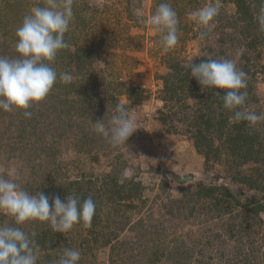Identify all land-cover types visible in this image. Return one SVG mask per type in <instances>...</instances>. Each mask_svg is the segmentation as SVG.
<instances>
[{"label": "rangeland", "instance_id": "obj_1", "mask_svg": "<svg viewBox=\"0 0 264 264\" xmlns=\"http://www.w3.org/2000/svg\"><path fill=\"white\" fill-rule=\"evenodd\" d=\"M165 2L179 21L178 43L167 52L162 33L147 22ZM236 2L73 0L64 37L70 47L50 63L58 74L72 76L68 89H61L69 100L46 98L43 114L34 118L21 109H0V176L11 174L29 193L47 195L50 204L57 196L62 201L76 196L80 188L97 206L90 227L78 223L56 236L54 247L45 243L36 249L38 264H56L64 247L81 253L79 264H264V210L256 214L257 206L264 209V122L245 125L254 153L252 161H244L229 142L230 133L237 134L231 128L236 120L217 95L221 89L197 82L196 91L191 73L185 82L187 70L176 76L171 68L176 62L233 60L247 74L241 89L247 93L245 108L264 113V28L258 23L264 0H245L246 13ZM45 4L0 0V56H18L16 29L31 8ZM208 4H217L219 14L205 27L192 13ZM168 75L178 89L166 103ZM127 86L145 89V100L130 101L123 95ZM86 96L91 107L81 116L77 108L82 105L72 101ZM111 97L126 105L139 128L119 147L93 128L114 114ZM200 111L205 120L212 119L203 153L194 141ZM226 117L230 123L217 132L218 121ZM68 187L74 190L67 193ZM3 225L37 238L50 231L49 238L54 236L47 222L16 225L0 212Z\"/></svg>", "mask_w": 264, "mask_h": 264}, {"label": "clouds", "instance_id": "obj_2", "mask_svg": "<svg viewBox=\"0 0 264 264\" xmlns=\"http://www.w3.org/2000/svg\"><path fill=\"white\" fill-rule=\"evenodd\" d=\"M219 14L217 4H208L192 13L193 18L205 27ZM73 18V0H46L44 6H34L25 15L16 29L15 45L18 56H0V109L12 112L24 110L26 118L33 103L47 98L59 79L62 83L72 82L68 73H57L50 66L60 50L68 49L65 41ZM161 35L164 52L174 48L179 40L177 12L169 3H160L147 21ZM258 23L264 28V8L258 14ZM191 76L203 87L223 89L221 96L225 109L234 111V119L246 121L251 126L264 122V113L257 114L245 108L247 74L239 70L233 60L209 59L191 64ZM97 135L105 138L113 147L126 144L139 129L137 121L123 103H117L114 114L93 123ZM96 203L91 197L81 200L68 195L65 200L58 196L50 198L43 192L29 193L23 189L14 176H0V212L13 218L16 225L30 221L47 222L57 233H67L78 223L90 227L96 212ZM31 235L22 228L0 226V264H38V247ZM81 253L64 247L56 264H79Z\"/></svg>", "mask_w": 264, "mask_h": 264}, {"label": "trees", "instance_id": "obj_3", "mask_svg": "<svg viewBox=\"0 0 264 264\" xmlns=\"http://www.w3.org/2000/svg\"><path fill=\"white\" fill-rule=\"evenodd\" d=\"M232 2H236L237 3V6H238L239 10H241V13H246V11H245V0H235V1L232 0ZM171 68L173 69V71L176 74V76L182 75L183 71L187 70L183 74L182 80L185 81V82L189 81L188 77H189V75L191 73L190 66H181V63L176 62L175 64H172ZM170 78L171 77L168 75L167 77L165 76L164 79H163L164 80V91H163V95L164 96L162 98V101L166 102V103L174 98L175 94L177 93V89H178L176 87L177 85L175 86L174 83L170 82L171 81ZM192 83H193V87H194L197 84V81L193 80ZM59 84H60L59 80H57V82L54 84V87L51 90V92L49 93V95L47 96V98L57 99L58 103H59V101H63L65 103L64 99L67 98L69 100V98L67 97V93L65 94L64 92H61L62 91L61 89H64V88L68 89V87L62 82H61V86ZM64 86H66V87H64ZM88 87L89 86H85V88H88ZM180 87L183 88V85L180 86ZM195 88H196V91H198L196 86H195ZM220 91H221L220 94L223 95L224 94V90L221 89ZM88 92H89V90H88ZM90 93H93V91L92 92L90 91ZM144 94H146V91L143 88H134V87L127 86L126 91H125V93L123 95H127V98L130 101H138V102H140V101H144L145 100L146 96ZM89 96H90V94H89ZM197 97L200 98V95H197ZM67 99H66V101H67ZM85 99L73 100L72 101L74 104L82 105L79 109L77 108V111H78V113L81 116H84L86 114V112H87V111L85 112V110H88L91 107V103L89 104V101H91V98L86 96ZM117 99L119 100V98H117V97H111L110 98V100H111V108H113L115 106V104L121 103L120 101L118 102ZM220 99H221V102H223L222 98H220ZM68 103H70V102H68ZM210 108L211 107H209V109ZM31 111L30 112L32 113V118L36 117L35 116L36 113L43 114L42 102H40L39 104L34 105L31 108ZM205 117H207V116L203 115L201 113V111H200V114L195 117V121H194L195 122L194 123V127L196 129L195 130V135H194V141H195V145H196L197 150H199L201 153H203L202 151H204L203 148L205 149L206 147L209 146V144H208L209 139L207 137V134L205 133V129H206V131H211V128H212V124H211L212 119L211 118H207L205 120ZM233 118H234V114H233ZM225 123H230L228 117L218 121L217 124H218L219 128H217V132H219V131H221L223 129V127L225 126ZM246 124H247L246 121L232 122L231 128H235L236 131H237V134L233 135V133H230L229 142L233 145L232 146L234 148L233 152L235 154L237 153L238 156L242 155L243 157H245L244 161H252L251 160L252 159L251 156L254 153V149H253L254 144H253L252 140H250L248 133L245 132V125ZM243 130H244V133H243ZM208 155H209L208 153L205 154L206 160H208ZM73 185H76L77 187H80L81 183H75ZM134 186H141V184H134ZM114 187H117V185L114 186ZM71 188L72 187H68L67 188V193L69 192V190H72ZM79 189L80 188H77V190L74 191V192H76V197L80 198L81 200L86 199V198L89 197V194L87 192H84L83 190L79 191ZM201 189L203 190L204 188L201 187ZM73 190H74V188H73ZM210 190H213V189H210ZM45 191H46L45 193H48L47 192L48 190H45ZM112 191L113 190H111L110 193ZM132 195L133 194L128 195L127 197L131 198V197H133ZM238 203L239 202H237V204ZM256 210H257L256 214H260L261 212H263L264 209H260V206H257ZM49 233H52V231H50ZM49 233H45V235L43 234L42 238H37V237L34 238L36 240L37 245H38L37 249L42 248L45 243H48L49 245L51 243L52 247H54V243H55V239H56L55 237L56 236L59 237L61 234L57 233V232H54V236H51V238H49V236H50ZM47 239H49V240H47ZM157 259L160 260V257H157Z\"/></svg>", "mask_w": 264, "mask_h": 264}]
</instances>
